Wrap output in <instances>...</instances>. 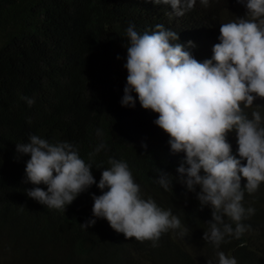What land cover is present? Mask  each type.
<instances>
[{
	"label": "trees",
	"instance_id": "16d2710c",
	"mask_svg": "<svg viewBox=\"0 0 264 264\" xmlns=\"http://www.w3.org/2000/svg\"><path fill=\"white\" fill-rule=\"evenodd\" d=\"M246 11L236 0H209L206 7L197 0L182 17L151 0H0V253L9 264H219L221 251L237 264H264V182L254 193H244L243 207L254 209L241 221L247 230L215 247L203 240L211 209H201L199 186L188 191L178 179L186 154L171 151L169 135L154 123L158 113L144 109L134 91L135 106L121 104L130 24L141 34L162 24L203 62L220 42V25ZM21 97L34 103L29 106ZM243 111L249 119L258 111L264 126V99L256 98ZM32 135L50 144L68 142L93 165L96 184L65 212L27 196L34 187L47 190L26 182L30 155L16 151V144ZM227 142L239 159L235 130ZM101 143L105 147L97 152ZM110 159L126 162L142 198L171 210L187 234L170 229L154 247L150 240L126 239L106 219L93 217L92 196L102 194L96 185ZM160 172L175 178L167 191L156 182ZM90 219L96 220L93 226H81ZM225 222L235 229L229 218Z\"/></svg>",
	"mask_w": 264,
	"mask_h": 264
},
{
	"label": "clouds",
	"instance_id": "9594fccd",
	"mask_svg": "<svg viewBox=\"0 0 264 264\" xmlns=\"http://www.w3.org/2000/svg\"><path fill=\"white\" fill-rule=\"evenodd\" d=\"M151 2L170 5L174 14L182 17L197 0ZM236 2L245 5L246 15L220 25V42L213 46L211 59L203 62L184 50L177 42L179 35L162 24L151 33L141 34L133 24L126 29L124 67L128 74L121 104L134 107V91L144 109L158 113L154 123L169 135L171 151L186 154L177 168L178 179L188 191L195 192L199 186L196 195L201 209H211L209 230L204 231L203 240L217 248L226 236L239 239L247 230L241 221L254 209L243 207L244 193H254L264 182V126L258 111L252 112V119L243 111L251 108L256 98L264 99V0ZM200 3L206 7L209 0ZM189 46H194L191 41ZM21 98L29 106L34 103L33 99ZM233 130L239 159L227 142ZM97 134L102 135L99 131ZM104 147L101 143L96 151ZM16 151L30 155L26 182L47 186L46 191L40 187L27 190V196L49 209L65 212L80 193L96 184L93 165L86 164L68 142L50 144L32 135L29 142L16 144ZM109 164L96 185L102 194L92 196L93 217L106 219L126 239L150 240L154 247L162 233L170 229H181V236L187 234L171 210L158 207L152 198H142L126 162L110 159ZM173 178L160 172L156 182L167 191ZM242 178L246 180L243 187ZM225 217L235 223V229ZM95 223L90 219L81 226L88 228ZM217 255L219 264H237L234 257L222 251Z\"/></svg>",
	"mask_w": 264,
	"mask_h": 264
},
{
	"label": "rangeland",
	"instance_id": "374dc122",
	"mask_svg": "<svg viewBox=\"0 0 264 264\" xmlns=\"http://www.w3.org/2000/svg\"><path fill=\"white\" fill-rule=\"evenodd\" d=\"M0 264H9L6 258H4L1 253H0Z\"/></svg>",
	"mask_w": 264,
	"mask_h": 264
}]
</instances>
